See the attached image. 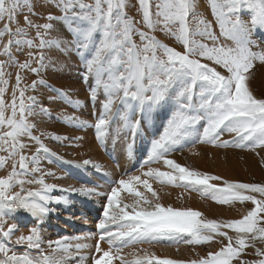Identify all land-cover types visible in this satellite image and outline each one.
I'll return each mask as SVG.
<instances>
[{
	"label": "snow or ice",
	"instance_id": "snow-or-ice-1",
	"mask_svg": "<svg viewBox=\"0 0 264 264\" xmlns=\"http://www.w3.org/2000/svg\"><path fill=\"white\" fill-rule=\"evenodd\" d=\"M127 3L128 0H95L93 4L85 3V0H55V6L63 15L57 17L49 13L46 17L48 21L59 20L67 24L81 54H90L91 58L84 57V79L93 80L90 98L95 102L101 91L105 97L94 125L75 116L65 117L66 121L81 128L94 127L97 139L102 140L108 134L110 118L120 117L127 109L133 112L138 109L146 118L173 101L175 106L163 131L151 141L142 165L148 166L147 171L114 182L115 186L105 194L107 202L103 205V218L97 224L99 240L94 246L96 255L91 257V264H113L114 260L119 264H264V247H257V241L264 244V184L224 180L221 186L210 183L221 177L190 169L168 158L171 152L192 142L197 131L195 125L201 120L205 121L203 132L196 137L200 143L250 150L264 148V98H257L248 83L254 61L264 62V54L252 51L254 41L251 39L255 30L264 29V0H209L219 34L213 23L197 10V0H138L143 24L150 30L162 26L163 31L183 45V52L139 30L126 13ZM22 5L32 11L31 0H0V21L7 20L0 30V43L5 35L9 36L8 42L2 44V54L9 59L0 60V153H6L0 155V169L11 161V170L5 177H0V264H70L77 255L76 264H84L89 257L80 255L81 250L93 245L73 244L72 241L91 237L64 236L48 241L50 251L45 254V241L39 227H31L28 235L21 234L13 242L12 236L19 230V225L7 224L6 218L15 217L18 210L43 223L52 211L49 203L61 202L60 197L51 195L56 190L84 196L100 194L95 188H60L45 182L46 175L55 176L40 167L41 153L46 157L50 150L39 136L33 135L35 125L29 121V116L36 115L37 100L35 96H26L29 89L35 90L37 84L44 83L43 80L21 88L23 77L18 72L11 102L6 103L4 99L9 84L5 77L10 76L5 70L6 64L36 75L45 67L43 53L37 59L36 54L29 52L30 59L23 63L12 57L11 46L21 44L14 37L26 34L22 27H17L15 32L11 30ZM24 20L28 28L37 30L39 39L38 45L33 40L24 41L28 47L43 49L58 44L57 41H46L40 32L41 28L52 29V23L36 24L28 16ZM134 33L139 35L141 44L132 39ZM96 34H99L98 41ZM33 59L38 67L31 66ZM58 95L73 107L81 104L62 90ZM40 111L49 112L46 108ZM122 118L135 137L140 130V121L133 123L126 114ZM223 133L234 134V138L221 140ZM52 138L60 140L59 136ZM28 141L38 145L31 156L25 154L31 147ZM161 160L170 171L149 166ZM90 164L100 170V165L83 161V166ZM36 173L40 175L36 176ZM150 179L161 185L173 184L198 191L201 196H209L219 204L250 201L254 207L240 219L202 218L201 212L191 208H173L160 203V196L153 190ZM30 184L40 187L35 190L25 187ZM140 186L151 196L141 191ZM17 187L19 191H14ZM122 193H127L125 198L132 202L124 203ZM253 194H259L260 198ZM225 228L232 229L235 235H229L223 230ZM100 241H106L107 250L101 247ZM161 242L190 246L215 242L220 247L204 256L197 253L196 258L187 261L159 257L147 249L122 255L125 248L133 245ZM13 243L24 245L25 251L18 254L9 246ZM248 248L254 249L257 259L243 258ZM126 255L133 259H126Z\"/></svg>",
	"mask_w": 264,
	"mask_h": 264
},
{
	"label": "bare ground",
	"instance_id": "bare-ground-1",
	"mask_svg": "<svg viewBox=\"0 0 264 264\" xmlns=\"http://www.w3.org/2000/svg\"><path fill=\"white\" fill-rule=\"evenodd\" d=\"M197 9L200 13L204 10L207 16L206 19L210 21V15L207 14V11L203 7L202 0H197ZM261 46H264L262 42L260 45L254 43L252 48L259 50L260 53L257 54H264V47ZM51 55L53 54L51 53ZM62 61V58L59 56H57L56 59L52 58L50 63H48V69L45 71V75H48L47 78L51 79L54 83H56V85L58 84L60 88H56L50 80L49 83L48 81L43 80L44 83L40 84L41 91L39 90L37 95L39 98L36 96V115L32 116L34 119L33 124L35 125L33 135L39 136L44 145L50 150V154L46 157L43 153H41L43 158L40 161V167L45 172H51L55 174V176L46 175L44 177L45 182L48 184H55L60 188H69L70 186L75 188H80L82 186L87 188H95L97 193L100 194L84 196L80 193L61 192L58 190L53 191L51 195L53 197H60L61 202L56 203L53 201L49 203L48 206L52 209V211L47 215L43 223H38L35 218L23 210H18V212L15 214V217H12V224L17 223L19 225V230L16 231L12 236V241L14 242L21 234L28 235L31 227H39L42 239L45 241V244L43 245L45 254H48L50 251V249L47 247L48 241H55L64 236L91 237L90 239L72 241L73 244L79 242L93 245L92 248L82 249L80 253V255L89 257V259L86 260L84 264H91V257L96 255L94 246L99 240V230L97 229V224L99 220L103 218V205H105L107 202L105 194L110 191L111 187L115 186L114 182H117L120 179H127L132 175H140L142 171H147L148 166L142 167V165L146 160L143 157L147 158V155L144 153L147 149H149L150 146L149 144H144L136 139L134 145L135 157L132 161H130L131 152L129 143L131 141V134L130 130L125 127V121L123 118L116 116L110 118V123L116 118L114 125L113 127L109 128L108 134L102 140L97 139L94 127L88 126L81 128L66 121L65 117L75 116L78 117L80 121H85L89 125H94L95 123H91L89 119L90 111L88 109V105H90L92 108L93 106H96L98 104V98L95 102L91 100L90 96H88L83 90L81 84L73 80L74 75L71 76L65 72L68 69V65L67 63L63 64ZM54 75L63 78L64 81L56 80ZM249 77L250 79L248 83L251 90L253 89V84H255L254 82H257L258 80H264V66L262 65L258 68H254L249 74ZM44 84H47L49 87H51V90L49 91L48 87ZM36 87H39V85L37 84ZM60 90L71 94L72 97L75 100H79L81 104L76 108H70L66 104L62 103L58 99V97H60V95H58ZM41 108H46L49 110V112L45 114V112L40 111ZM127 110L125 111L127 112ZM99 111H101V109H99ZM45 115H47V117H45ZM133 115L136 117L135 112H133ZM49 117H53L58 121L64 119L65 123L60 124L59 122L55 124L53 123L55 120L52 121L49 119ZM121 133L123 134L121 135ZM140 133L141 130L136 133L135 138H137ZM53 135L59 136L60 140L53 139ZM64 137H68L69 139L65 140ZM28 142L31 144V147L29 150H26L25 154L27 155L28 153V155L31 156L36 152L38 145H36L35 142ZM185 151L183 152V154L185 153L184 156L186 157L184 160L182 159V161H180L177 157L173 156L175 160L181 164H187L193 168H199L197 170L215 172L219 176L225 177L229 180L236 181L238 179L235 171L239 169V166H241L242 162L239 165L237 157H235L237 155L233 154V152H221L220 150H215V148L213 150L208 147H201L200 149H195L194 147V149L189 148V151L186 149ZM178 155L180 154L178 153ZM84 160H90L93 164L100 165V170H97L92 166V164L83 166ZM128 163H130V165L127 168ZM137 166H140V168L138 171L136 170V172H134L133 169ZM149 166L160 168L162 171H170V169L166 168L163 162L153 163ZM126 171L129 174H127ZM1 172L2 170L0 173ZM35 175L39 176L40 174L36 173ZM149 182L152 184L153 190L159 194L160 203L165 206L171 205L173 208H191L192 210L200 209L201 212H204L202 214V218L206 219L213 217L215 219L217 218L216 220H218L225 215V209L221 206V208H218L216 206H212L211 204L208 205V209L205 210L207 207L204 209V204L202 203L203 201H199L197 197L194 196V194L189 192V190L183 192L180 191L182 188L176 189L177 187H174L175 189H171L168 188L169 184L161 185L158 181L152 179H150ZM25 187L35 190L40 186L37 184H30L25 185ZM140 190L145 191L142 186H140ZM145 194L149 197L151 196V194L147 193L146 191ZM127 195V193H122L121 197L124 200V203H131L132 200L130 198H125ZM64 201H67V203ZM233 209H231V214ZM233 213L235 214L234 211ZM234 214H232L233 217L236 216ZM26 225H30V228L25 229L24 227ZM113 229H115V226H113ZM100 245L103 249L107 250L108 244L106 241H100ZM9 246L12 247L18 254H21L23 251H25L24 245L15 246L13 243L9 244ZM157 248L158 247L155 249L154 247L146 245V243L137 244L129 248H125L122 255H125L133 250L140 249H147L150 253L157 254L156 252L160 250V248ZM181 249H179L180 255L182 257H186L188 253L187 246H183ZM161 250L166 251L167 248L163 247ZM34 251L35 250H33V252ZM125 258L129 260L133 259V257L127 255ZM78 260L79 256L77 255L73 261H70V264H76V261ZM113 264H119V261L114 260Z\"/></svg>",
	"mask_w": 264,
	"mask_h": 264
},
{
	"label": "rangeland",
	"instance_id": "rangeland-1",
	"mask_svg": "<svg viewBox=\"0 0 264 264\" xmlns=\"http://www.w3.org/2000/svg\"><path fill=\"white\" fill-rule=\"evenodd\" d=\"M94 2H95V0H85V3H88V4H93ZM202 4H203V7L205 8V10L207 11V14L210 15V21L213 22L214 29L216 30L217 34H219V28L215 24L209 0H202ZM31 5H32V11L31 12L29 11V8L26 5H22L21 10L19 11L18 15L16 16V22H13L11 24V30L13 32L16 31L17 27H22V28L26 29V34L17 35L16 37H14V39L20 40L21 44H19V45L13 44L11 46V53H12V57H14L15 60L19 63H23V62L28 61L30 59L29 55H28L29 52L36 54L37 59L39 57V54L43 53L45 67L40 71L39 75H36V74H33L32 72H30L28 70H21L17 66H8L6 64L5 70H6V72L10 73V76L5 77V79L9 80L7 92L5 93V96H4L6 103H10L12 100V90H13V86H15V84H16V75L18 72L23 77L21 85H20L21 88H24L26 86H30L34 81H38V80H46V81H48V83L50 81H52L51 79L47 78L48 75L47 74L45 75V71L48 69V63H50L51 59L52 58L56 59L57 56L62 58L63 64L67 63L68 69L65 72H67L71 76L74 75L73 80H75L77 83L81 84L85 93L88 96H90L89 88L93 84V80L91 78H89L87 81H85V79H84V73H85L84 57L91 58L90 54L88 52H84L83 55L81 54L82 50L78 48L77 42L75 39V35H74L73 31L70 30V28L67 24H65L59 20L48 21L46 19L47 15L49 13H51L53 16H57V17L63 15V13L60 11V9L55 6V0H31ZM32 13H35V14L33 15ZM126 13H127L128 17H130L135 22V26L139 30L148 32L149 35L154 36L161 43L168 45L169 47H173V48H175L181 52L184 51L183 45L181 43H179L173 36L169 35L165 31H163L162 26H158L155 30H150L147 28L146 25L143 24V17H142V13L139 9L138 0H128ZM200 14L203 18H205V19L207 18L206 12L204 10ZM25 16H28L29 19H31L36 24L43 25L44 23H52L53 24L52 29L45 31L43 28H41L40 32L44 35V39L46 41L47 40L57 41L58 44H53V45L45 47L43 49L28 47V45L26 43H24V41L33 40L34 43L38 45L39 39L37 38V30L34 28H28L27 25L25 24V20H24ZM5 23H7V20L0 21V30H3ZM73 27H75V25H73ZM95 38L98 41L99 40V34H96ZM132 39L138 45L141 44V40H140V37L138 34L134 33L132 35ZM251 39L254 41V43H257L259 45L261 42L264 44V29L255 30L251 35ZM8 40H9V36L5 35L3 37V42L0 43V60H3V61H8V59H9L8 56L2 54V44L7 43ZM63 42H65V43H63ZM228 43L231 44V42H228ZM261 47H264V46H261ZM18 48L20 49L19 51H18ZM68 51H69V53H68ZM252 51L255 53H260L259 50L255 49V48H252ZM51 53L53 55H51ZM57 54H60V55H57ZM257 60L254 61V68H258L259 66H262V65L264 66V62H261L259 59H257ZM80 63H81V65H80ZM82 64H83V66H82ZM256 64H258V65H256ZM31 66L32 67H38L39 66L36 62V59H33L31 61ZM217 70L222 71V69H220V68H217ZM251 71H250V73H251ZM54 77L58 81L59 80L64 81L63 78H60V77L55 76V75H54ZM51 83L56 88L57 87L60 88L58 86V84L56 85V83H54L53 81ZM254 83L255 84H253V89H251L253 94L254 95L257 94L256 95L257 98H264V80H258L257 82H254ZM38 85H39V87H36L35 90L29 89L26 92V96H35L36 97L39 93L38 91L40 90V84H38ZM44 85L48 87L49 91L51 90V87H49L47 84H44ZM53 93H54V91H53ZM18 96H19V92H17V97ZM68 96L72 100L75 101V99L72 97L71 94H68ZM58 99L62 103L69 106L70 108L73 107V106L69 105L67 103V101L65 99H63L61 96L58 97ZM104 99H105L104 94L101 91L98 93V104L96 106H93V108L90 105H88V109L90 111L89 119H90L91 123L96 122V119H97L99 112H100L99 109H101V101H103ZM197 101H198V97H197ZM87 104H88V101H87ZM76 107H73V108H76ZM174 110H175V106H174V101H173V102L165 105L164 107L157 109L150 116H148L146 118H143L141 116V113L138 109L135 111L137 118L133 115V111L131 109H128L127 112L126 111L122 112V114L120 116L121 118L123 117L124 114H126L128 116V118L133 123H135L136 121H140L141 133L137 136V138L133 137V135L130 131V134H131V141L129 143V148H130V152H131L130 161H132L133 158L135 157L134 145H135L136 139L139 140L140 142L144 143V144H146V143L149 144V146L151 147V141L154 138H157L160 135V133L163 131L164 125L166 124L168 118L172 115ZM9 114H10V110H9ZM45 117H47V115H45ZM49 119L52 121L55 120V118H53V117H49ZM49 119H47V120H49ZM115 119L109 124V128L113 127ZM29 121L31 123L34 122V119L32 118V116H29ZM59 122H60V124H64L65 120L64 119L60 120V121L55 120L53 123L56 124ZM204 124H205V121L201 120L197 125H195V128L197 131H196V133L193 134L192 142L187 143L185 145V147H183L180 150L171 152L168 158L175 160L174 157H177L180 161H182V159L184 160L186 158L184 156V154L186 153L185 149L187 151H189V148L194 149V147H195V149H198V148L200 149L201 147H208V148L213 149V150L215 148V150H217V151L220 150L221 152L222 151L223 152H230V153L233 152V154L237 155L235 157H237V161H238L239 165L242 162L241 166H239L240 170L238 169L235 171L237 178H238L236 181L226 179L225 177L219 176L215 172H205L204 170H198V171H202L204 173H209L210 175L213 174L214 176L217 175V176L221 177L222 179L220 181H214V182L210 181V183H215V184L217 183L221 186L223 185V181L225 179L227 181H234V182H238V183L264 184V148H256L255 150H250L249 148H238V147H234L231 145L228 147H217V146H214V145L209 144V143H200L197 141L196 137L198 135L202 134ZM122 134L123 133H121V135ZM109 138L111 140L110 135H109ZM233 138H234V134L223 133L220 139L224 140V141H231ZM150 147L144 153L147 156H148V152L150 150ZM183 150L185 151L184 154H183V152H184ZM178 153L180 155H178ZM0 155H6V153H0ZM27 155H28V153H27ZM143 158L147 159L146 157H143ZM161 162H163V161L162 160L159 161V163H161ZM176 162L179 163L178 161H176ZM179 164H181V163H179ZM129 165H130V163L127 164V168ZM181 165L185 166V167H189L190 169L191 168L195 169V170L199 169V168H193L187 164H181ZM246 166H248V167H246ZM139 168H140V166H137L133 169V171L136 172V170L138 171ZM3 169H0V171L2 170V172L0 173V177H5L7 175V173L11 170V161H9V163ZM126 173L129 174L127 171H126ZM178 183H180V182H178ZM157 185H158V183H157ZM171 185L173 186V184H169L168 188H171V189H175L174 187H177L176 189L182 188V190H180V191H183V192H186V190H188V189H184V187H180V186H176V185H174L172 188ZM163 187H165V186H163ZM14 191H19V188H15ZM189 192L191 194H194V196H196L199 201H201V202L203 201L202 203L204 204V206H203L204 209L207 207L205 210H207L208 205H211V204H212V206H216L218 208H221V207L224 208L225 209V215H224V217L219 218L218 221L221 220L222 218H223L222 220L240 219L243 217V215L246 214V212L248 210H250L251 208L254 207V205L250 201H246L243 203H240L237 201V202H234L232 204H219L209 196H202L201 197V194L198 191L189 190ZM245 194H249V193H245ZM253 195H256L257 198H260L259 194H253ZM231 209H233L232 214H234L233 211L235 212V214H234V215H236L235 217L232 216ZM193 210L201 212L200 209L199 210L193 209ZM201 213L203 214L204 212H201ZM6 219H7V224H9V225L12 224L13 219L11 216L7 217ZM209 219H215V218L209 217ZM24 228L28 229V228H30V225H26ZM223 230L227 231L229 233V235H233V236L235 235V233L233 232L232 229L225 228ZM217 239H220V238L217 237ZM225 243H226V241H225ZM146 245L154 247L155 249H156V247L160 248V250L156 252L157 253L156 255L159 257H169V258H173V259H182V260H186V261L196 258L197 253H199L200 256H204L207 254L208 251H216L220 247V244L215 243V242H213L210 245H197V246H190V245H186L184 243L174 244V243H170V242L154 243L151 245L146 243ZM15 246H18V245H15ZM183 246H187V248H188V253H187L186 257H182L179 253V251H180L179 249L183 248ZM163 247L167 248V250L166 251L161 250ZM193 247H195V251L193 250ZM257 247H264V244H261L259 241H257ZM181 251H182V249H181ZM243 258L247 259V260H254V259H257L258 257H256L254 255V249L248 248V249H246V254L244 255Z\"/></svg>",
	"mask_w": 264,
	"mask_h": 264
}]
</instances>
